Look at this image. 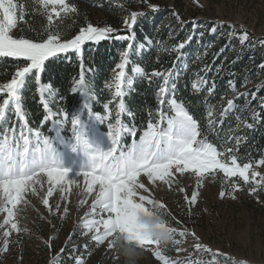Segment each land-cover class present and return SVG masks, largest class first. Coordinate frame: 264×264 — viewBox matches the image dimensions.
<instances>
[{"label":"snow or ice","instance_id":"6c2138e0","mask_svg":"<svg viewBox=\"0 0 264 264\" xmlns=\"http://www.w3.org/2000/svg\"><path fill=\"white\" fill-rule=\"evenodd\" d=\"M141 2L147 3V0ZM30 3L38 6L36 11L45 16L47 21L45 35L40 42L12 35L19 23H27L24 16L28 13L25 5L17 0H0V57L22 59L26 62V66L15 71L10 82L0 86V93L6 94V98L0 100V217H3L0 221V230H3L0 232V246L6 253L10 244L14 243L10 239L14 232H28L26 227L21 226L18 216L23 211L21 206H31L29 194L39 195L37 186L43 191L44 184L48 185L41 203L49 213L55 215L60 213V203H56L54 211L50 203L54 191L59 190L60 200L66 201L68 197L65 193L70 194L73 186L80 189L82 183L83 193L78 191L77 196L83 194L84 198L78 201L77 210L88 204V198H91V204L77 227L82 229V235L89 236L95 244L107 243V250L112 251L120 243L124 254L130 259L139 256V250L151 251L149 246H156L154 257L163 261V264H200L199 260L174 261L164 254L162 249L167 240L174 235L184 237L188 233L178 232L167 226L157 211L165 209L166 206L151 199L149 195L140 194L139 190L149 192L141 178L146 177L152 185L162 182L171 189L177 174H193L198 184L202 185L205 179L215 178V174L219 172L226 180L239 177L245 184H256L255 179L250 181L249 177L253 163L241 165L235 155L241 142H246V137L229 134L221 146L223 150H219L202 136L198 122L189 114L184 103L175 98V83L170 80L173 73L153 72V76L163 78L157 93V119L147 124L146 130L137 140L136 129L128 127L121 120L123 115H132L124 100L133 83L125 71L130 63L129 51L122 54L112 82L106 85L113 93V100L104 105L108 110L107 117L91 112L89 101L92 90L82 71L74 81L73 91L84 97L83 108L71 114L58 113L56 115L59 119H53L48 108V98L53 96L51 86L41 84L37 75L40 103L46 110V121L50 120L53 128L52 136L34 131L28 126L27 116L22 108L23 90L30 75L43 72L45 61L50 57L77 53L82 59V48L86 43L98 44L110 37L116 40H130L133 37L112 35L114 29L110 26L97 27L88 23L73 38L62 40L60 24L63 17L77 13L76 5L70 0H30ZM150 7L153 11H159L158 6ZM142 15L144 13H131L124 21L125 27L131 29ZM57 20L60 24L56 23ZM191 39L189 36L187 41L179 43L173 51L183 49ZM239 39L243 44L249 39L248 33L244 31ZM128 49H132L131 44ZM260 67L264 69V64ZM131 71L137 75L143 74L140 67H134ZM230 85L235 89L231 81ZM203 86H207L209 93L215 88L214 82L209 85L207 80L200 79L193 84V89L200 91ZM247 95L248 93L241 92L235 99ZM166 96L170 97L167 101ZM252 99H256L255 93H252ZM110 104L115 107L114 113ZM235 108L234 99L226 101V107L219 114V125L222 126L223 118ZM261 108H264V99ZM86 114L88 119L85 118ZM211 117L210 111L208 127L216 131L218 122ZM260 118V113H252V121ZM106 119L111 121L108 124L110 130L107 133L98 131L96 123L103 124ZM240 123L245 129L254 127L252 122L241 120ZM6 125L10 127H5ZM66 127L70 129L67 136L64 134ZM125 135L132 138L131 143L122 142ZM233 142L235 146L228 147ZM258 165L264 166V159H260ZM251 174L254 178L261 177L256 171ZM260 183H264V177ZM232 188L234 192L241 190L238 184H233ZM256 190L253 187L250 194H255ZM179 191L184 192V189L180 188ZM198 195L199 193H195L190 199L185 196V200L195 204ZM219 195L224 198L226 193L222 191ZM232 198L235 199V196ZM68 213L69 209L65 206L63 215L67 216ZM190 235L199 240L194 232ZM174 243L179 245L181 241L176 239ZM48 246L51 247V244ZM193 247L197 253L212 251L200 242ZM176 251L187 249L178 247ZM214 255L220 253L217 251ZM118 258L117 256L116 259ZM76 264H83V261L77 260ZM238 264L248 262L241 260Z\"/></svg>","mask_w":264,"mask_h":264},{"label":"rangeland","instance_id":"374dc122","mask_svg":"<svg viewBox=\"0 0 264 264\" xmlns=\"http://www.w3.org/2000/svg\"><path fill=\"white\" fill-rule=\"evenodd\" d=\"M17 2L24 4L22 0H17ZM70 2L76 5L78 9L76 3L71 0ZM136 3L137 6L134 8L130 6L124 7V12L117 18L119 23L117 27L107 25L105 23L106 14L103 11H96L94 6V9H92L94 13L88 20V23L93 26H110L114 29V33L127 31L124 35L119 36L129 35L133 37L130 40H126L128 45H132V49L129 50L127 46L120 52V59L122 60V54L125 51H129V60L132 68L140 67L143 69L142 75L134 74L131 70L127 71V68L125 69L126 75L133 81L132 87L138 78L145 76V69L135 65V63L150 47L154 46L159 47L160 50L173 51L179 43L187 41L189 36L192 37L193 34L202 35L203 29L208 26L207 22H214L215 31H213L212 35L215 37H220L224 32L230 33L231 39L234 41L233 47L236 49L251 40L258 49L264 50V0H147V3L137 0ZM24 5L25 11L27 12L29 9L31 14L27 12L28 14L24 16V20L27 23H19L12 35L16 38H30L40 42L35 37L39 32L43 35L45 34V26L43 24L47 23L46 18L38 14L36 11L38 6L28 3V1ZM150 5L158 6L159 11H153ZM133 12L144 13V15L138 17L137 23H141L146 19L156 21V26L159 29L168 30L169 40L175 38L177 43L170 45V42L165 40L158 41V44H155L148 38L138 40V35L134 31L135 26L128 29L124 24L125 19ZM30 15L32 19H30ZM77 15L78 11L75 14L63 17L62 24H60L59 20L56 21L57 24H60L62 35L67 32L66 27L76 21ZM36 23H39L43 30L39 29L38 31L34 28ZM27 30L30 31V34L25 36L24 32H27ZM244 31L248 33L249 39L242 44L239 37ZM62 40L68 39L62 38ZM189 56L190 53H183L182 59L178 62L175 70L165 72V74L173 73V76L170 77L172 82L175 83L176 79L187 69ZM22 66H26V64ZM37 75L41 80L40 73ZM200 79H203V77H197L195 82ZM45 84L50 85L53 92V96L48 98V108L53 115V119H59L56 114L68 112L67 110H56L54 108L57 93L50 83ZM2 85L0 84V86ZM88 86L92 90V98L89 101L91 112L107 117L108 110L106 109L104 112L93 111L92 105L96 98V92L93 90L92 84L88 83ZM128 94H130V91ZM0 95L3 96L2 99L6 98V94L0 93ZM169 98L166 96L165 100L167 101ZM80 99V103L74 108L73 112L83 108L84 97L80 96ZM110 108L114 113V105L110 104ZM127 109L129 110V108ZM165 111H167L166 105ZM85 118H89L87 114ZM47 121L50 122L51 130L53 123L50 120ZM45 122L46 117L43 124ZM110 122L108 119L103 124L97 122V130L107 133L110 130L108 127ZM122 123L131 127L123 121ZM28 126L34 131L42 132L45 136H52V133L49 134L43 130L42 126L33 127L29 124ZM5 127H10V125ZM69 132L70 129L66 127L65 136ZM124 138L122 142L127 144ZM208 142L215 145L210 140ZM253 165L254 167L250 171L249 177L250 181L255 179L256 184H245L239 177L226 180L223 174L219 172L215 174V178L209 177L205 179L202 185L198 184L193 174L186 173L183 176L177 174L175 177L176 182L171 189L162 182L152 185L146 177L141 178L142 182L149 188V192L146 193L143 190H139L140 194L149 195L151 199L162 202L166 206L165 209H158L157 211L161 218L165 220L167 226L176 229L178 232L188 233L184 237L174 235L173 238L165 242L162 251L167 257L180 262L199 260L200 264H238L241 260L247 261L248 264H264V183H260L261 178L264 177V166H260L258 163ZM252 171L259 172L261 177L254 178L251 174ZM233 184H238L241 190L234 192ZM257 185L259 186L257 187ZM37 187L39 195L32 196L29 194L28 199L31 201V206H21L23 211L18 216L21 226L26 227L28 232L21 234L14 232L10 238L14 243L10 244L6 253L3 247L0 246V264H66L68 259H73L75 264L77 260H82L83 264H163V261H158L154 257L156 246H149L152 249L151 251L139 250L141 254L130 259L124 254V249L120 243L117 244L115 249L108 251L107 243L105 245H97L89 236L82 235V229L78 228L77 224L81 222V218L89 210V205L91 204V198H88V204L77 210L78 201L84 198L83 194L77 196L78 191L83 193L82 183L80 189L73 186L70 194L65 193L68 197L66 201L60 200L61 193L59 190L54 191L53 197L50 198L54 211L56 203H60V213L55 215L49 213L41 203V198L46 195L48 185L44 184L43 191L39 190V186ZM253 187H256L257 190L255 194H250ZM180 188H183L184 192H180ZM222 191L226 193L224 198H220L219 195ZM195 193H199L195 204H190L185 200V196L190 199ZM233 195L235 199L232 198ZM65 206L69 209L67 216L63 215ZM146 206L151 207L150 205ZM2 219L3 217H0V221ZM2 231L0 230V232ZM193 232L199 238L198 241L190 235ZM70 235L71 240L69 241ZM176 239L181 241L179 245L174 243ZM197 242L202 243L212 251H200L197 253L193 247ZM49 243L51 247L48 246ZM178 247L187 249V251L177 252L176 249ZM61 249L66 250V257L62 256L64 251L61 252ZM217 251L220 255H214ZM117 256L119 257L118 259H116Z\"/></svg>","mask_w":264,"mask_h":264},{"label":"trees","instance_id":"16d2710c","mask_svg":"<svg viewBox=\"0 0 264 264\" xmlns=\"http://www.w3.org/2000/svg\"><path fill=\"white\" fill-rule=\"evenodd\" d=\"M24 4L30 0H22ZM78 6V15L75 22L67 28V32L62 35L64 39L73 38L80 28L88 24L92 17L93 6L96 11H103L107 19L105 23L117 27V18L124 12V7L132 8L137 6V0H71ZM31 14V10H27ZM149 13V12H148ZM30 19L32 16L30 15ZM208 26L203 29L202 35H194L186 47L176 51H164L159 47L150 49L138 59L135 65L145 69V76L138 78L130 94L124 98L126 107L132 113L131 116L123 115L122 121L136 129V139L146 130L147 124L157 119L158 111V89L163 80L160 76H153V72L165 73L175 70L178 62L182 59L183 53H190L188 57V67L175 81V97L183 102L193 118L198 122L202 136L213 142L219 150L224 145L225 137L229 134L246 137V142L242 141L238 151L235 153L238 163L256 164L260 159H264V108H261L264 99V69L260 65L264 64V50L258 49L251 40L247 44L234 48V41L228 32L222 33L220 37L212 35L214 22H207ZM191 24V23H190ZM46 24H43L45 26ZM134 31L138 35V40L150 39L155 44L158 41L168 40L170 45L176 39L168 38L167 29H159L156 21L146 19L134 25ZM38 31L43 30L39 23L34 25ZM144 29V30H142ZM144 31V32H143ZM127 31H119L112 35H124ZM30 31L24 32L27 36ZM40 34V35H39ZM35 39L42 40L43 34L39 32ZM177 43V42H176ZM128 46L126 40H116L109 38L100 43H86L83 46L82 59L80 54L68 53L60 54L58 57L49 58L45 62L44 71L40 78L42 84L50 83L56 91V110H67L71 114L80 103V95L73 91L74 81L81 72L85 76V81L93 85L96 92L92 109L96 112H104L105 104H108L113 93L106 85L112 82L116 73V68L121 61V51ZM26 64L22 59L11 57H0V84L10 82L15 71ZM132 70L129 63L127 71ZM37 74H32L26 81L22 95L23 109L26 113L28 124L33 127L42 126L43 130L52 133L50 122L44 119L46 111L40 103L36 83ZM197 77H203L215 88L209 93L207 86H203L200 91L193 89V84ZM230 81L235 85V89L230 85ZM248 93L247 96L235 97L241 93ZM252 93L256 94V99H252ZM0 95V100L2 99ZM234 99L236 108L223 118L222 126L219 125L220 111L226 107V101ZM212 112V119L218 122L217 130L212 131L208 127L209 112ZM260 113L258 121H252V113ZM239 117V119H237ZM252 122L253 129H245L240 121ZM131 137L126 136V143H131ZM234 142L228 147H234ZM68 250V249H67ZM66 250L62 256L66 257ZM66 264H75L73 259H68Z\"/></svg>","mask_w":264,"mask_h":264},{"label":"bare ground","instance_id":"6f19581e","mask_svg":"<svg viewBox=\"0 0 264 264\" xmlns=\"http://www.w3.org/2000/svg\"><path fill=\"white\" fill-rule=\"evenodd\" d=\"M27 39H30V38H27ZM32 40V39H31ZM34 42H37V41H35V40H33Z\"/></svg>","mask_w":264,"mask_h":264},{"label":"clouds","instance_id":"9594fccd","mask_svg":"<svg viewBox=\"0 0 264 264\" xmlns=\"http://www.w3.org/2000/svg\"><path fill=\"white\" fill-rule=\"evenodd\" d=\"M164 239H167V237H164Z\"/></svg>","mask_w":264,"mask_h":264},{"label":"water","instance_id":"95a60500","mask_svg":"<svg viewBox=\"0 0 264 264\" xmlns=\"http://www.w3.org/2000/svg\"><path fill=\"white\" fill-rule=\"evenodd\" d=\"M50 58H53V57H50ZM46 62V61H45ZM41 74V73H40ZM41 81V80H40Z\"/></svg>","mask_w":264,"mask_h":264}]
</instances>
